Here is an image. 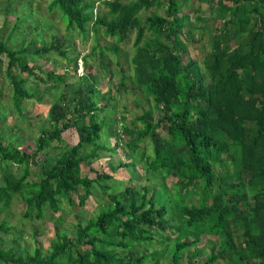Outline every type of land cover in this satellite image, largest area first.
Listing matches in <instances>:
<instances>
[{
    "label": "trees",
    "instance_id": "1",
    "mask_svg": "<svg viewBox=\"0 0 264 264\" xmlns=\"http://www.w3.org/2000/svg\"><path fill=\"white\" fill-rule=\"evenodd\" d=\"M94 2L107 12L95 14ZM203 3L216 13L219 26L200 62L184 60L187 46L196 50L202 36H193L190 13L181 9L194 4L200 12ZM49 8L60 13L71 33L91 36L101 57L105 49L116 54L135 31L132 78L149 106L139 105L141 113L130 124L112 122L115 146L125 150L126 161L118 166H133L140 154L146 158V179L160 182L109 193L108 207L78 223L76 235L69 237L59 233L63 201L72 206L77 196L78 205L84 206L91 185L104 193L110 189L106 182L113 177L91 167L100 150H110L100 142L108 122L97 120L106 107L90 100V94L70 111L55 104L48 116L52 127L41 130L32 153L5 142L0 132V215L18 195L25 204L24 217L56 220V241L46 253L38 246L24 254L16 247L1 248L0 264H159L163 253L140 248L154 242L166 244L168 264H264V0H51ZM151 8L155 12L145 17ZM193 26L201 34L207 29ZM99 32L115 45L100 47ZM7 40L0 35V57L7 58L14 109L20 111L22 102L35 95L25 86L27 79L11 71L14 67L41 82L65 84V75L29 67L23 61L28 47L16 49ZM51 50L72 58L64 44L35 46L32 54L39 57ZM120 70L118 91L125 87ZM82 92L80 87L78 96ZM89 92L99 90L91 83ZM4 118L0 115V124ZM70 128L79 139L63 145L61 135ZM48 147L59 150L57 159L50 168L40 167L42 178L28 181L30 165ZM11 165L21 166V174ZM169 177L174 181L169 183ZM11 230L3 219L0 231ZM203 240L210 252L202 260L196 245Z\"/></svg>",
    "mask_w": 264,
    "mask_h": 264
},
{
    "label": "rangeland",
    "instance_id": "2",
    "mask_svg": "<svg viewBox=\"0 0 264 264\" xmlns=\"http://www.w3.org/2000/svg\"><path fill=\"white\" fill-rule=\"evenodd\" d=\"M51 0H0V35L3 40L11 35L7 40V44L13 48L19 49L27 46L30 54L24 57L23 61L29 67H38L42 71H53L58 75H65V84L58 86L55 82L47 80L41 82L38 78L28 76L27 73H20L17 67L11 69L15 74L27 79L25 86L30 91H35V95L31 99H26L20 106V111L14 109L11 101V83L6 76L7 58L2 55L0 58V115L4 116L3 122L0 124V132L5 135V142L12 141L13 145L22 152L32 153L35 151V141L42 129H51V123L48 121L49 111L55 104H58L66 111L74 108L78 100L84 103L86 96L89 94L90 100L98 104V106L106 107L104 111L97 114V120L108 122L102 132L101 143L105 144L110 150H100L99 157L94 160L91 167L98 169L104 173L111 175L113 178L108 180L106 184L110 185L108 193H104L102 188L93 184L90 187L91 196L86 200L84 206L78 205V198L74 196V204L71 206L66 201L62 203V221L58 223L59 233H65L69 237L76 234V226L78 223H84L88 219L95 217L99 209H105L109 204V193H119L128 186L135 187L136 190L140 186L147 183L160 182L159 178L147 180L146 175V158L140 154L135 155L134 165L126 168L119 167L120 161L125 162L124 153L121 147H117L116 138L113 133L112 122L114 119L120 123L130 124L135 115H140L139 105L148 103V98L135 85L132 75L133 69L131 64V56L134 53L133 41L135 31H132L126 43L120 45L119 51L115 54L106 47L115 45L112 37L104 35L102 32L98 34L100 47L105 49V56L101 57L98 50H93L95 46L94 39L90 36L83 38L77 31L68 30L65 23L62 22L61 15L57 11L50 10ZM94 13L107 12V9L99 2H94ZM190 4V3H189ZM215 7L216 2L212 3ZM194 4L192 7H183L182 12L190 13L189 29L193 31V36L198 40L195 43L196 50L187 46V52L184 60L192 57L200 62L206 52L211 48L209 44L213 30L220 23L216 19V13L208 3H203L201 11L196 12ZM155 12L154 8L143 13L146 17ZM161 12V11H160ZM141 13V14H142ZM200 15L206 22L196 18ZM19 25L18 27H15ZM206 25L207 29L201 34L199 29L194 30V26ZM184 31H187L186 29ZM148 36V35H146ZM190 40L188 36L184 40ZM62 45L69 48L68 56L72 57L69 61L67 56L60 55L57 50H51L41 56H33L35 46L41 45ZM64 50V48H62ZM84 57H87L85 64ZM76 58V61H75ZM118 61L120 64H118ZM76 65V68H75ZM125 72V87L118 91V85L121 80V70ZM36 73V72H35ZM38 74V73H37ZM42 77V74H39ZM93 83L99 90L96 94L89 92V85ZM81 87L82 95L78 96V89ZM37 89V90H36ZM63 95L64 99H61ZM113 98H111V97ZM149 106L148 104L145 106ZM68 109V110H67ZM70 109V110H69ZM158 119L160 114L155 113ZM124 120V121H123ZM138 124V123H137ZM139 125V124H138ZM7 130V131H6ZM63 145H72L77 143L79 135L74 128H70L62 133ZM126 139V138H125ZM150 143V142H148ZM51 146L58 145L51 142ZM114 152H112V151ZM151 146L147 147L146 154H150ZM59 150L48 147L44 152L38 154L35 158V164L30 165V175L28 181L35 182L42 178L40 170L41 166L50 168L58 157ZM10 164V163H9ZM21 167V166H20ZM12 166L11 168L17 175L21 174V168ZM93 175V173H91ZM172 178H167L169 183ZM174 181V180H173ZM25 204L20 196H15L10 205L0 215V223L5 219L6 225L12 228L11 231H0V249H8L16 247L19 254L26 252L32 253L35 247H39L43 253L49 249L51 242L56 241L55 223L56 220L51 216L45 215L43 218H27L24 217ZM59 214H56L58 216ZM173 233V230H170ZM158 240L162 239L157 235ZM204 241L196 245L199 248L200 259H205L210 250L204 246ZM81 249V246H79ZM141 250L148 253L158 251L161 254L159 264H168L170 254L163 249H167L166 244L153 243L150 247L140 246ZM82 250V249H81ZM191 250H194L192 248ZM153 261V259H148ZM184 263V262H183Z\"/></svg>",
    "mask_w": 264,
    "mask_h": 264
}]
</instances>
